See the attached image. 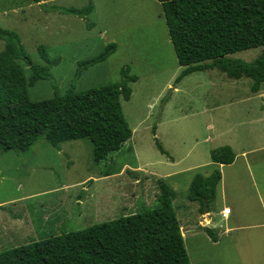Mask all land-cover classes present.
I'll return each mask as SVG.
<instances>
[{"label":"rangeland","instance_id":"obj_1","mask_svg":"<svg viewBox=\"0 0 264 264\" xmlns=\"http://www.w3.org/2000/svg\"><path fill=\"white\" fill-rule=\"evenodd\" d=\"M90 4L93 11L87 20L59 11L81 10ZM0 27L16 32L31 62L48 69L49 80H38L28 88L31 101L119 82L120 71L126 67L137 78L130 84V100L121 101L132 137L106 159L95 162L86 140L52 146L40 138L24 153L0 152V205L4 204L0 206V252L152 211L158 206L157 180L175 192L172 205L182 233L188 223L195 226L200 219L199 203L187 200L192 178L196 174L208 177L214 171L223 179L216 186L209 215L217 232L222 230L223 223L214 218L216 211L222 196L231 206L236 190L232 176L246 170L224 167L220 171L211 160L212 152L231 147L237 153L264 146V98L250 93V79L232 80L207 70L176 84L183 68L177 64L155 0H44L38 4L0 0ZM110 44L116 51L105 61L84 65ZM40 47L49 63L41 57ZM3 48L0 41V52ZM261 51V47L250 49L229 58L249 63ZM20 64L29 78L30 70ZM241 186L245 185L239 181ZM13 223L29 228L25 237L13 229ZM218 237L219 244L212 246L204 230L185 234L190 264H239L231 258L229 237Z\"/></svg>","mask_w":264,"mask_h":264},{"label":"trees","instance_id":"obj_2","mask_svg":"<svg viewBox=\"0 0 264 264\" xmlns=\"http://www.w3.org/2000/svg\"><path fill=\"white\" fill-rule=\"evenodd\" d=\"M155 1L161 6L177 64L183 68L176 84L192 73L216 70L228 79H250L252 93L264 88V0ZM92 9L90 4L81 10L59 11L85 19ZM0 41L4 43L0 52V152L24 153L40 138L52 146L86 140L94 161L100 162L131 139L121 107V101L131 98L130 84L137 81L129 68L121 69L119 82L31 101L28 88L38 80L50 79L47 67L31 62L16 32L0 27ZM260 47V55L252 62L229 58ZM39 51L49 63L42 47ZM115 51L116 46L110 44L84 65L103 62ZM20 62L30 70L29 78ZM234 157L229 147H222L212 152L211 160L230 165ZM220 178L219 171L192 178L187 200L199 203L201 215L205 204L210 212ZM156 184L159 194L154 210L5 250L0 252V264H190L172 205L175 192L163 180ZM198 228L216 242L213 230Z\"/></svg>","mask_w":264,"mask_h":264},{"label":"crops","instance_id":"obj_3","mask_svg":"<svg viewBox=\"0 0 264 264\" xmlns=\"http://www.w3.org/2000/svg\"><path fill=\"white\" fill-rule=\"evenodd\" d=\"M42 2H44V0H41L40 3ZM88 16H86L85 20H87ZM250 93L255 96L260 95L258 97L262 99L264 98V88L258 93H252L251 91ZM262 115H264V111ZM229 148L231 149V147ZM263 152L264 146L249 150H241L237 153L233 152L235 157L232 164L222 165L215 163L220 171L224 167H230L231 169L240 171L246 170V173H234L232 176L233 183L231 186L232 188L236 187V190L232 198L231 206L224 202L225 196H222V206L216 211L214 217L218 219L217 222L221 221L223 223L222 230L217 232L218 226L211 222L212 220L209 215L211 212L201 215L198 205L196 212H198L200 219L195 226L186 223L187 231H185L186 233L182 232L184 238L185 234L190 233L191 235H198L199 232L201 233L202 230H200L198 226L215 230L216 235H214L216 237V242H213L208 237L209 243L212 246L218 245L220 242L218 234L223 237H229L233 262H238L239 264H264V157H261ZM239 160L240 163H238ZM222 179L223 177L221 174L220 182ZM243 180H245L244 183ZM239 181L245 186L239 188ZM2 205L4 204L0 206ZM224 208L230 209L228 215H222V210ZM203 219L205 223H202ZM13 225V229L16 230L17 233L21 232L22 236L28 231L27 229H29L19 227L17 223H13ZM217 262L219 263V261L216 260V263Z\"/></svg>","mask_w":264,"mask_h":264},{"label":"built area","instance_id":"obj_4","mask_svg":"<svg viewBox=\"0 0 264 264\" xmlns=\"http://www.w3.org/2000/svg\"><path fill=\"white\" fill-rule=\"evenodd\" d=\"M229 212H230V209L229 208H224L223 210H222V215H228L229 214Z\"/></svg>","mask_w":264,"mask_h":264},{"label":"water","instance_id":"obj_5","mask_svg":"<svg viewBox=\"0 0 264 264\" xmlns=\"http://www.w3.org/2000/svg\"><path fill=\"white\" fill-rule=\"evenodd\" d=\"M204 204H205V203H204ZM204 212H205V213H207V212H208V207L206 206V204H205V209H204ZM183 231H187V229H186V228H184V229H182V232H183Z\"/></svg>","mask_w":264,"mask_h":264}]
</instances>
